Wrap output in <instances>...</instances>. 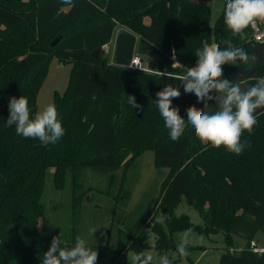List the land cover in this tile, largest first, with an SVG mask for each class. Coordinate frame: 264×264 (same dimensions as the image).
Masks as SVG:
<instances>
[{
  "label": "trees",
  "instance_id": "16d2710c",
  "mask_svg": "<svg viewBox=\"0 0 264 264\" xmlns=\"http://www.w3.org/2000/svg\"><path fill=\"white\" fill-rule=\"evenodd\" d=\"M225 3L211 21L205 0H72L71 5L62 0H0V264H41L49 249L53 237L37 228L49 167L57 189L70 177L75 204L83 194L84 169L109 182L121 169L123 180L145 150L153 151L156 168L168 169L154 204L162 221L155 220L148 229L145 222L155 210H145L131 228L121 231L110 260H105V245L86 244L98 252L97 264H126V251L146 252L152 233L158 253L177 250L172 233L187 229L223 234L226 248L219 264H264V253L250 246L256 233L264 232V108L257 109L258 123L251 135L243 133L241 142L247 143L236 155L201 143L187 122L179 140L172 141L156 106V93L169 84L181 92L172 98V106L183 118L188 107L204 105L195 93L184 92L179 79L182 70L195 66V52L204 40L223 49V41L231 39L250 55L251 28L243 41L232 37L224 23ZM117 26L138 35L136 53L151 60L153 72L91 55L111 40ZM52 58L70 64L64 90L52 94L65 134L55 144L42 145L7 125L8 104L11 97L23 95L34 117ZM232 66H223L224 78L229 79ZM261 78L264 64L253 73L250 86ZM128 95L143 111L132 108ZM182 200L202 223L174 213ZM234 235L244 245L228 250ZM74 244L61 240L62 247Z\"/></svg>",
  "mask_w": 264,
  "mask_h": 264
},
{
  "label": "clouds",
  "instance_id": "9594fccd",
  "mask_svg": "<svg viewBox=\"0 0 264 264\" xmlns=\"http://www.w3.org/2000/svg\"><path fill=\"white\" fill-rule=\"evenodd\" d=\"M62 2L72 4V0ZM223 17L231 36L243 41L247 39L246 30H258V24L264 23V0H226ZM223 44L225 47L221 49L217 43L204 40L202 48L195 52V66L188 67L179 77L185 93H195L204 109H210L209 102L215 101V111H205L193 105L186 109L187 118H183L179 108L172 106V98L179 97L181 92L171 84L156 93V106L172 141L179 140L187 122L201 143L217 149L223 146L240 155L247 143L241 142L243 133H253L258 123L257 109L264 108V80L242 88L240 82L224 78V65L247 64L253 58L243 47L234 45L231 39H225ZM128 103L137 111H143V105L137 103L134 96L128 95ZM8 109L7 125H15L16 134L23 138L38 139L42 145H48L57 143L65 134L54 104L46 105L32 117L29 101L21 95L10 98ZM191 232L192 229L185 230L177 244L181 257L189 254L187 247ZM97 260L98 252L88 247L84 239L77 237L74 246L69 248L62 247L59 236H54L41 264H97ZM153 260L148 252L128 258L129 264H153ZM160 264H170L166 255L160 258Z\"/></svg>",
  "mask_w": 264,
  "mask_h": 264
},
{
  "label": "rangeland",
  "instance_id": "374dc122",
  "mask_svg": "<svg viewBox=\"0 0 264 264\" xmlns=\"http://www.w3.org/2000/svg\"><path fill=\"white\" fill-rule=\"evenodd\" d=\"M211 9V21L218 16L225 0H205ZM118 28V27H116ZM115 28V32L116 29ZM113 46V42L111 41ZM109 61L111 52L106 54ZM145 61L149 58L143 56ZM70 64H61L52 58L47 74L40 86L36 98V112L46 105L52 104L54 91L62 92L67 84ZM53 167H49L45 179V188L41 196L44 213L38 219L37 228L63 241L75 243L76 238H82L86 244L105 245V260L112 259L122 233L131 228L138 217L147 209L154 207L152 214L145 222L149 229L155 220L162 221V216L154 206L161 190V184L168 173L165 167L156 168L153 164V151L145 150L127 168L123 180L121 169L114 173L116 180L109 182L106 176L84 169L81 177L83 194L78 203L73 204L71 180L68 176L62 188L57 189L52 180ZM157 210V211H156ZM174 213H185L193 223H202L198 212L182 200ZM95 230V232H93ZM185 230L174 231L172 237L176 245ZM121 233V234H120ZM155 234L146 239V252L153 257V264H160V258L167 256L170 264H219L221 253L226 244L221 232L209 235L192 231L187 247L188 256L181 257L177 250H168L162 254L154 247ZM257 245L264 246V232L258 231L254 237ZM244 240L232 236L231 247L228 250L240 249ZM136 254L133 249L125 253V263Z\"/></svg>",
  "mask_w": 264,
  "mask_h": 264
},
{
  "label": "water",
  "instance_id": "95a60500",
  "mask_svg": "<svg viewBox=\"0 0 264 264\" xmlns=\"http://www.w3.org/2000/svg\"><path fill=\"white\" fill-rule=\"evenodd\" d=\"M135 33L130 30L120 27L116 30L114 36L113 47L111 50V61L115 64L126 65L129 58L133 54L135 46ZM58 38L51 41V45L57 42ZM101 48L91 52L92 56H99ZM251 61L247 67L240 65H233L230 69L229 79L238 81L242 84V88L250 87L249 80L252 78L253 73L264 64V38L260 41H255L250 45ZM210 109H204V105H196L197 108L205 111H214L216 109V102L210 103Z\"/></svg>",
  "mask_w": 264,
  "mask_h": 264
},
{
  "label": "built area",
  "instance_id": "2783aa9c",
  "mask_svg": "<svg viewBox=\"0 0 264 264\" xmlns=\"http://www.w3.org/2000/svg\"><path fill=\"white\" fill-rule=\"evenodd\" d=\"M258 30L251 29L250 40L253 42L260 41L264 38V23H259ZM126 67L134 70L153 72L154 68L144 61L138 54L133 53L129 58ZM263 79V78H261ZM251 249L256 252L264 253V246L257 245L255 240L250 242Z\"/></svg>",
  "mask_w": 264,
  "mask_h": 264
},
{
  "label": "crops",
  "instance_id": "0c3cea01",
  "mask_svg": "<svg viewBox=\"0 0 264 264\" xmlns=\"http://www.w3.org/2000/svg\"><path fill=\"white\" fill-rule=\"evenodd\" d=\"M118 28H120V26H117ZM118 28H116V29H118ZM132 32V31H131ZM114 36H115V31H114V34H113V36H112V38H111V40L107 43V44H105V45H103L102 47H101V54L102 55H105V56H107L106 54L107 53H110L111 52V50H112V45H111V41L112 42H114ZM135 37H136V39H135V46H134V51H133V53H135V54H138V53H136V44H137V40H138V35L137 34H135ZM139 56H140V54H138ZM108 58V57H107ZM140 58H142L143 59V57L142 56H140ZM109 60V59H108ZM144 60V59H143ZM145 61V60H144ZM110 62L111 63H113L112 61H111V58H110ZM150 66H152V64H151V60L149 59L148 61H146ZM177 63H176V61L174 62V65H176ZM184 72H186L185 70H182V73H184ZM260 80H264V78L263 79H260ZM257 242V241H256Z\"/></svg>",
  "mask_w": 264,
  "mask_h": 264
}]
</instances>
